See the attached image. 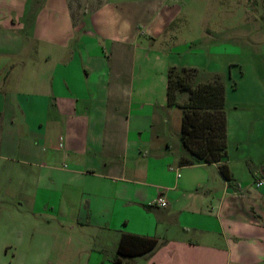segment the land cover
Instances as JSON below:
<instances>
[{"label":"crops","instance_id":"obj_1","mask_svg":"<svg viewBox=\"0 0 264 264\" xmlns=\"http://www.w3.org/2000/svg\"><path fill=\"white\" fill-rule=\"evenodd\" d=\"M184 1L0 0L6 253L112 264L132 234L158 240L132 264H264V171L227 158L231 186L219 164H180L169 72L205 69Z\"/></svg>","mask_w":264,"mask_h":264},{"label":"rangeland","instance_id":"obj_2","mask_svg":"<svg viewBox=\"0 0 264 264\" xmlns=\"http://www.w3.org/2000/svg\"><path fill=\"white\" fill-rule=\"evenodd\" d=\"M183 6L185 16L179 23L183 26L182 39L200 40L197 48L203 50L194 63L205 69L190 73L194 84L206 83L218 74L227 89L230 128L227 158L238 172L246 167L252 175H261L264 171V0H185ZM2 227L0 223V264L88 262L89 257L78 254L65 259L20 254L13 257L11 251L6 253L10 242L2 236ZM44 243H39L40 249H44Z\"/></svg>","mask_w":264,"mask_h":264},{"label":"trees","instance_id":"obj_3","mask_svg":"<svg viewBox=\"0 0 264 264\" xmlns=\"http://www.w3.org/2000/svg\"><path fill=\"white\" fill-rule=\"evenodd\" d=\"M193 68L173 67L169 72L168 105L183 113L181 141L184 154L183 166L196 163L219 164L221 173L231 186L233 175L226 162L228 156V122L226 112V86L223 78L216 74L206 83L194 84L190 73ZM188 94L184 103L178 95ZM158 240L132 234H124L112 264H132L128 258L142 256L153 251Z\"/></svg>","mask_w":264,"mask_h":264},{"label":"built area","instance_id":"obj_4","mask_svg":"<svg viewBox=\"0 0 264 264\" xmlns=\"http://www.w3.org/2000/svg\"><path fill=\"white\" fill-rule=\"evenodd\" d=\"M262 185V182L257 183V187H260ZM153 206H158L161 208L168 207L169 203L164 197H158L153 203Z\"/></svg>","mask_w":264,"mask_h":264}]
</instances>
